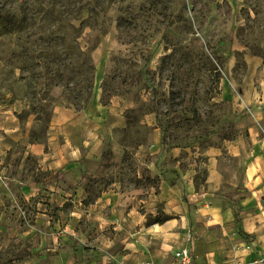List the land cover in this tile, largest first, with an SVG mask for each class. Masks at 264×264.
<instances>
[{
  "label": "rangeland",
  "instance_id": "1",
  "mask_svg": "<svg viewBox=\"0 0 264 264\" xmlns=\"http://www.w3.org/2000/svg\"><path fill=\"white\" fill-rule=\"evenodd\" d=\"M56 107L82 116L59 160L91 172L32 152ZM252 124L264 140V0H0V264H118L176 216L174 172L237 164Z\"/></svg>",
  "mask_w": 264,
  "mask_h": 264
},
{
  "label": "crops",
  "instance_id": "2",
  "mask_svg": "<svg viewBox=\"0 0 264 264\" xmlns=\"http://www.w3.org/2000/svg\"><path fill=\"white\" fill-rule=\"evenodd\" d=\"M81 118L72 109L56 107L48 146L31 144L38 157L47 159L57 151V158L49 164L55 173L75 166L81 172L97 167V160L92 158L81 164L59 160L65 158L70 144L65 141L58 147L57 138L77 126ZM247 130V140L239 137L224 147L237 158V164H225L221 149L211 148L205 153L204 181L197 182L196 162L174 172L179 204L171 213L176 216L151 227L139 222L136 232H132L136 239L130 238L117 251L118 264H178L174 252L183 246L193 248L197 264H264L258 261L259 251L264 248V140L257 125ZM108 197L110 193H104L100 200L90 203L91 208L98 211L100 201Z\"/></svg>",
  "mask_w": 264,
  "mask_h": 264
},
{
  "label": "built area",
  "instance_id": "3",
  "mask_svg": "<svg viewBox=\"0 0 264 264\" xmlns=\"http://www.w3.org/2000/svg\"><path fill=\"white\" fill-rule=\"evenodd\" d=\"M189 238L191 239L190 236ZM174 257L178 264H197L196 256L191 246H183L176 249ZM258 261L264 263V248L259 251Z\"/></svg>",
  "mask_w": 264,
  "mask_h": 264
}]
</instances>
